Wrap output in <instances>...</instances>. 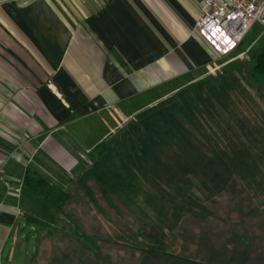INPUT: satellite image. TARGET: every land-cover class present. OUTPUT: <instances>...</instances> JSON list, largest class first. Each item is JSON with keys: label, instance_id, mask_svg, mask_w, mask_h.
Listing matches in <instances>:
<instances>
[{"label": "rangeland", "instance_id": "obj_1", "mask_svg": "<svg viewBox=\"0 0 264 264\" xmlns=\"http://www.w3.org/2000/svg\"><path fill=\"white\" fill-rule=\"evenodd\" d=\"M263 47L255 23L176 88L112 110L104 140L121 141L101 168L32 192L30 208L57 224L25 222L26 264H264V87L251 77Z\"/></svg>", "mask_w": 264, "mask_h": 264}, {"label": "crops", "instance_id": "obj_2", "mask_svg": "<svg viewBox=\"0 0 264 264\" xmlns=\"http://www.w3.org/2000/svg\"><path fill=\"white\" fill-rule=\"evenodd\" d=\"M203 1L0 0V264H26L20 230L42 221L32 192L105 155L112 110L137 111L214 62L196 30ZM29 168L48 182L30 188Z\"/></svg>", "mask_w": 264, "mask_h": 264}, {"label": "built area", "instance_id": "obj_3", "mask_svg": "<svg viewBox=\"0 0 264 264\" xmlns=\"http://www.w3.org/2000/svg\"><path fill=\"white\" fill-rule=\"evenodd\" d=\"M255 23L264 26V0H204L196 30L218 54H228Z\"/></svg>", "mask_w": 264, "mask_h": 264}, {"label": "trees", "instance_id": "obj_4", "mask_svg": "<svg viewBox=\"0 0 264 264\" xmlns=\"http://www.w3.org/2000/svg\"><path fill=\"white\" fill-rule=\"evenodd\" d=\"M251 59H252V62H253L251 77L261 87H264V47L257 54L252 55ZM261 77H263L262 78L263 82H261ZM119 133H118V135L121 134V133L120 134ZM120 141H121L120 137L116 136V138L114 140L106 141L103 144L102 148L103 149H105V148H117V146L120 145ZM102 157L103 156L96 157V160H95L93 166L91 167L92 169L97 168L99 166L101 168V164H102V161H103ZM88 172H90V170ZM25 180H26V184L30 188L34 189V190H37L43 183L48 182L47 177H45L44 175L36 172L35 170H33L31 168H29L27 170ZM60 206L62 207V204H60ZM29 218H30V222H33V223H44L45 230H48L51 227L50 223H46L44 221H41L36 216L31 215ZM70 221L73 222V224H74V220L73 219H70ZM75 230L77 232V235L82 237V240L84 242H86V243H91L92 242L91 240L94 239V237H90L87 233L82 232L80 226H78V225H76ZM36 252H37V249H36ZM35 257H36V255H35ZM35 257H34V260H35Z\"/></svg>", "mask_w": 264, "mask_h": 264}, {"label": "water", "instance_id": "obj_5", "mask_svg": "<svg viewBox=\"0 0 264 264\" xmlns=\"http://www.w3.org/2000/svg\"><path fill=\"white\" fill-rule=\"evenodd\" d=\"M40 237H37L35 240H34V243H35V249H36V244L37 242L39 241Z\"/></svg>", "mask_w": 264, "mask_h": 264}]
</instances>
